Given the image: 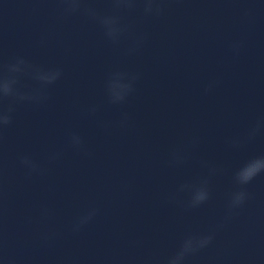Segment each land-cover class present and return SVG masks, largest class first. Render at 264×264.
Returning <instances> with one entry per match:
<instances>
[{
	"label": "water",
	"instance_id": "95a60500",
	"mask_svg": "<svg viewBox=\"0 0 264 264\" xmlns=\"http://www.w3.org/2000/svg\"><path fill=\"white\" fill-rule=\"evenodd\" d=\"M87 3L112 13L110 0ZM161 7L159 16L139 3L121 12L128 31L114 44L86 15L62 16L57 0H0V75L18 58L62 71L44 88L31 72L18 76L20 92L47 99L12 105L2 134L0 264H163L187 236L208 234L212 243L186 264H264V173L243 186L244 204L228 209L235 171L264 155V129L247 139L264 120V0ZM113 72L138 76L121 105L105 91ZM72 134L84 150L71 147ZM176 150L185 159L172 165ZM22 157L41 171L29 174ZM203 178L210 198L190 208L180 188ZM90 208L98 214L74 232Z\"/></svg>",
	"mask_w": 264,
	"mask_h": 264
},
{
	"label": "clouds",
	"instance_id": "9594fccd",
	"mask_svg": "<svg viewBox=\"0 0 264 264\" xmlns=\"http://www.w3.org/2000/svg\"><path fill=\"white\" fill-rule=\"evenodd\" d=\"M59 5V11L62 16L67 17L76 13H82L90 19L97 22L102 28L105 37L112 43H119L120 38L128 31L127 27L121 23L120 13L123 11H132L136 8L137 4L143 5V12L146 16L156 15L159 16L163 8L161 7L163 0H110L112 5V13L101 15L94 7L87 3V0H57ZM140 41H137L139 45ZM241 45L234 43L232 50L237 55L239 54ZM135 51V48L130 49ZM6 74L0 75V104L5 100H10L11 103L4 109L0 107V142L3 141V131L12 123V113L14 108L12 105L17 103H42L47 99L42 92L37 90L32 94H24L19 91L17 85L19 84L18 76L25 72H31L33 79L38 81L42 88L49 85H53L60 79L62 71L59 68L51 69H39L32 65L27 64L23 59H17L15 63L6 65ZM138 76L125 73V72H113L108 77L105 84V91L108 97V101L113 105L124 104L129 96L134 92V84ZM218 81H213L205 89V92H209L216 86ZM91 114L96 112V108L89 109ZM128 116L125 114L119 126L121 128L127 127ZM104 127H107L105 125ZM264 129V120L257 122L247 136L248 140H252L255 136ZM233 146L239 145V140L231 141ZM70 145L74 149L84 150L83 138L78 134H72L70 136ZM59 154H53L49 157L50 161L58 159ZM185 156L182 151L176 150L171 154L170 164L176 165L184 161ZM21 164L28 170L29 174L39 172L41 169L38 165L29 157H22ZM215 169L210 170V174L215 173ZM264 173V155L254 157L243 164L233 175V181L239 186V190L231 194L230 202L228 205L229 213L232 210L241 207L246 199L248 193L244 190L245 185L251 183L257 176ZM188 191L190 193V200L187 206L190 208H196L206 203L210 198L208 189V179L203 178L195 184L182 185L180 191ZM97 208H90L86 214L80 216L76 223L73 225V231L79 232L81 228L90 223L98 214ZM214 236L208 235H189L180 244L178 251L174 255L169 256L163 264H186L187 258L203 248H206L212 243ZM135 264V262H134ZM139 264H159L158 261L153 258H146L140 261Z\"/></svg>",
	"mask_w": 264,
	"mask_h": 264
}]
</instances>
